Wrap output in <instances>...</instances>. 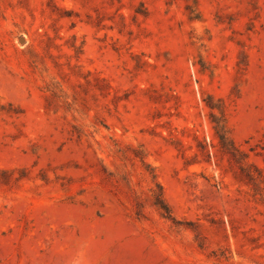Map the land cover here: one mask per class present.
<instances>
[{
  "label": "rangeland",
  "instance_id": "obj_1",
  "mask_svg": "<svg viewBox=\"0 0 264 264\" xmlns=\"http://www.w3.org/2000/svg\"><path fill=\"white\" fill-rule=\"evenodd\" d=\"M0 264H264V0H0Z\"/></svg>",
  "mask_w": 264,
  "mask_h": 264
},
{
  "label": "trees",
  "instance_id": "obj_2",
  "mask_svg": "<svg viewBox=\"0 0 264 264\" xmlns=\"http://www.w3.org/2000/svg\"><path fill=\"white\" fill-rule=\"evenodd\" d=\"M210 109L209 117L210 122L213 124V129L216 137L218 138L220 144L223 146L225 144L232 145L230 138L228 137V132L225 127L223 111L219 107L211 106V104H207ZM214 109L219 111V117L213 112ZM156 189L152 191V204L155 206L158 211L161 213V216L165 219H172V215L168 205L165 202L163 196V190L160 184L155 183Z\"/></svg>",
  "mask_w": 264,
  "mask_h": 264
}]
</instances>
